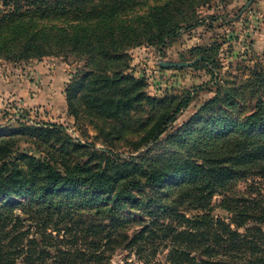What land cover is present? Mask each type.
I'll use <instances>...</instances> for the list:
<instances>
[{
  "label": "trees",
  "instance_id": "1",
  "mask_svg": "<svg viewBox=\"0 0 264 264\" xmlns=\"http://www.w3.org/2000/svg\"><path fill=\"white\" fill-rule=\"evenodd\" d=\"M210 2L0 0V60L82 59L89 71L81 82L93 77L98 92L127 84L120 95L89 100L105 120L119 119L116 139L144 132L118 160V154L110 158L61 135L59 127L39 130L61 142L47 158L13 153L11 140L1 141L0 264H101L108 241L95 243L88 255L70 246L78 233L105 229L106 238L121 236L124 248L147 264L159 250L167 252L168 264H264V197L236 193L237 183L264 177V77L248 82L255 95H242V86L216 95L165 135L189 95L176 103L149 98L136 92L137 81L114 69L129 49L164 46L196 26L198 9ZM66 95L76 118L72 89ZM143 105L146 118L137 124L132 112ZM104 136L114 139L109 131ZM86 149L87 161H70L71 153ZM214 196L221 198L223 218L211 213ZM126 208L136 214H124ZM136 223L142 228L131 237L125 231Z\"/></svg>",
  "mask_w": 264,
  "mask_h": 264
},
{
  "label": "rangeland",
  "instance_id": "2",
  "mask_svg": "<svg viewBox=\"0 0 264 264\" xmlns=\"http://www.w3.org/2000/svg\"><path fill=\"white\" fill-rule=\"evenodd\" d=\"M248 2L211 0L198 9L197 19L200 22L196 26L181 30L176 38L164 46L129 49L124 63L114 68L122 69V75L137 81L139 87L136 92L140 91L149 98H174L176 103L178 99L189 95L187 107L180 111L165 135L187 122L216 95H232L229 94L234 93L232 88L240 86L243 87L242 95H255L247 84L258 75L264 77V0H253L244 10ZM204 58L208 60L204 61ZM162 63H182L187 66L166 68ZM87 71L89 67L85 61L73 57H47L40 61L20 62L0 60V142L11 140L13 153L47 158L48 153L49 156L55 154L50 147L56 149L61 142L57 140L58 135L50 137L39 130L59 127L61 135L68 136L74 142L94 145L96 150L109 152L105 156L118 154L120 157L116 160L127 157L131 152V143L137 141L144 132H137L139 137L134 135L117 140L119 135L114 130L115 127L121 128L119 119L105 120L96 104L89 101L105 93L120 95V90L127 84L120 83L117 88L98 92L93 77L81 82ZM108 75L112 77V74ZM71 89V103L77 111L76 118L70 115L67 101L66 91ZM142 109L139 113L132 112L137 124L140 119L146 118L147 108L143 105ZM95 126L102 129L103 133L99 134ZM107 131L112 132L114 139L105 138L104 133ZM86 150L71 153L70 161H87L91 150ZM144 150L141 149L139 153ZM68 152H71L70 148ZM171 189V184H168L166 190ZM236 191L245 196L254 191L264 197V177L239 182ZM220 199L214 196L211 201V213L215 218L226 216ZM123 213L136 214L128 208ZM100 221L89 222L92 225L107 224ZM142 225L136 223L124 231L132 237ZM107 232L108 229H105L98 232L101 233L99 235L88 236L78 233L73 245L68 246L73 247L78 255L82 252L88 255V250H94L95 243L108 241V250L103 255L105 260L101 264H147L144 259L138 258L134 250L124 248L121 236L106 238ZM166 253L159 250L151 256L150 264H168Z\"/></svg>",
  "mask_w": 264,
  "mask_h": 264
},
{
  "label": "water",
  "instance_id": "3",
  "mask_svg": "<svg viewBox=\"0 0 264 264\" xmlns=\"http://www.w3.org/2000/svg\"><path fill=\"white\" fill-rule=\"evenodd\" d=\"M253 2V0H249V2L247 3V5L244 7V10L248 8V6ZM163 67L169 68V67H180V66H187L186 64H182V63H170V64H163Z\"/></svg>",
  "mask_w": 264,
  "mask_h": 264
}]
</instances>
